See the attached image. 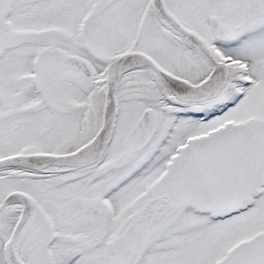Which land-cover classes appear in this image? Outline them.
Returning a JSON list of instances; mask_svg holds the SVG:
<instances>
[{
	"label": "snow or ice",
	"instance_id": "1",
	"mask_svg": "<svg viewBox=\"0 0 264 264\" xmlns=\"http://www.w3.org/2000/svg\"><path fill=\"white\" fill-rule=\"evenodd\" d=\"M0 264H264V0H0Z\"/></svg>",
	"mask_w": 264,
	"mask_h": 264
}]
</instances>
